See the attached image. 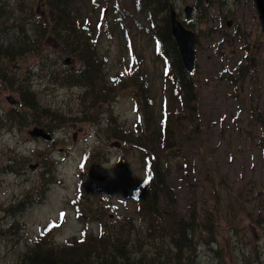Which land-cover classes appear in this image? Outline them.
<instances>
[{"label":"rangeland","instance_id":"obj_1","mask_svg":"<svg viewBox=\"0 0 264 264\" xmlns=\"http://www.w3.org/2000/svg\"><path fill=\"white\" fill-rule=\"evenodd\" d=\"M71 3L75 8L73 14H76L80 20H85L91 26L94 38L109 42L107 48H102L108 51L107 61L110 72H116L121 65H124L122 61L125 64L133 61V56L127 54L126 44H130L134 55L139 59L140 71L146 77L147 97L151 100L154 115L152 117L148 113L147 123L141 125V127L145 128L152 136H156L159 130L157 120L162 112L163 103L170 101V94L169 84L163 78L164 60L156 55V42L149 32L147 19L143 14L135 11L134 0H71ZM259 7L264 8V0L260 1ZM249 10L257 28L264 31V14L256 13L252 9ZM68 22L70 25L69 15ZM120 23L124 24V29H128L127 36L121 32ZM25 25L28 30H32V22L28 21ZM220 27H224L220 22L202 20L197 30H193L191 27L189 29L196 31L200 37L205 28ZM225 28L227 31L228 28L226 26ZM75 29L80 30V24ZM6 34L13 40L16 39L15 36H11L9 33ZM6 34L0 32V38ZM221 34L223 35V33ZM17 37H21L19 27ZM57 37L63 41L61 35ZM258 38L261 39L262 36L259 34H255V36L248 34L247 36V40L252 39L250 42H253L252 57L255 60V65L260 63L259 59L261 57L264 58V36L261 40ZM235 39L238 47H242L240 32L235 35ZM209 41L210 35L206 38H200V42L195 48V61L199 68L198 79L202 86H204V81H209L210 92L206 91L203 98H201L200 92L196 103V111L199 113L198 132H190L189 126L180 128L177 124L172 125V131L181 137L183 147L180 155L170 156L168 180L173 183L176 191L179 192L178 200L180 208L183 209L184 204L180 199L189 191L183 181L185 169L181 166L185 164L194 167L197 179L196 189L202 198L205 197L207 188L212 190V186L208 184L206 179L205 168H207V172L216 170V178L221 176L225 178L224 187L218 192L219 201L217 203L220 207L218 224L224 227L221 235L234 232V229L229 226L235 224L239 228L246 227V230L251 231L254 237H258V228L254 224L255 217L252 215L257 213L253 210L254 200L248 194L247 182L253 180L256 186H259L262 180L264 181V153L255 144L264 133L257 124L250 122V112L253 107L261 106V109H264V63L261 65L262 75L258 100H253L252 103L246 102V94L244 93L248 92L246 89H242L243 92L240 95L233 97L231 95L233 91H229L224 86H219L217 82L211 79L217 70L224 68L225 63L214 58L215 51L209 50ZM16 56L24 61L26 65L34 63L35 68L39 65L35 52L27 48L22 41L19 43ZM61 66L55 62L52 68H43L46 79L40 77L34 79L35 83L33 85L35 86L33 88L37 91V98L40 103L47 104V111L51 114L53 113L50 109L53 105L54 107H61L70 97L74 96L70 89H58L53 85V82L48 81L47 74L53 69L58 70ZM209 69L212 70L211 75ZM200 73L204 77L200 76ZM62 74H64V71ZM44 87L53 88L55 91H46ZM251 94L256 97L255 93L251 92ZM136 97L138 101L142 100L140 94H137ZM139 106L133 95V90L127 89L123 90L116 98L112 109L118 119L124 122L125 126H133L138 123V114H143L142 110L138 111ZM59 109L67 110V107ZM164 112L166 116L176 118V112L171 108L166 107ZM69 115L77 116L74 111H71ZM80 126L76 124L70 130V135L74 130L79 131V135L74 141L66 135V139L72 143L69 144V151H59L65 145H59L58 150L53 151L54 157L59 162L55 173L59 182L51 184L49 188V180L46 178L40 179L38 174L39 170H43L48 144L32 139L16 144L14 138H7L2 143L6 147V164L10 155L17 154L18 156H25L23 160L25 167L16 174H10L12 166H16V163L12 160L11 167L6 166V173L0 179L2 180L0 203L7 205L10 201L17 200L23 191L39 189V186L44 187V194L40 195L41 203L28 205L24 207L22 213H16L15 218L20 222V224L14 226V228H17V235L13 237L6 236L2 246H0V264H14L15 255L24 252V240L34 238L40 233L44 225L53 220L56 221L60 213L75 219V215L65 200L68 196L73 195L78 166L81 167L86 164L85 161H79L82 153L90 151L96 142L101 141L99 129L95 122L83 125L82 130H79ZM52 128L55 132L58 130L55 126ZM26 133L27 130H24V134ZM252 135L255 136L253 140L251 139ZM111 146L112 143H110L109 148L114 155L110 157V161L106 166L100 161H89L88 168L92 175L98 176L94 178L95 186L101 189L105 198L109 199L121 211L123 209H133L127 194L144 175L140 152L130 146H122L119 149H114ZM37 148H40V151H36ZM121 156L123 157V164H120ZM241 199L244 201L245 211L238 209L237 201ZM122 215L127 214L112 215V217L119 218ZM112 217H110V221ZM176 217V215L169 214L164 216V221L166 224H171ZM0 218H4L6 223L11 222V217H6L2 212H0ZM144 218L143 225L150 220L147 216H144ZM111 224L114 225L112 222ZM80 228L81 225L73 230V223L69 222L67 226V232L69 233L66 238L78 234ZM93 228L96 229V226H93ZM66 238L61 239V241ZM201 258L206 260L209 257L203 253Z\"/></svg>","mask_w":264,"mask_h":264},{"label":"trees","instance_id":"obj_2","mask_svg":"<svg viewBox=\"0 0 264 264\" xmlns=\"http://www.w3.org/2000/svg\"><path fill=\"white\" fill-rule=\"evenodd\" d=\"M45 7L49 8L50 17L53 19V35L59 40L62 36L61 43L64 47L60 53L70 54L83 63V66L75 71V75L87 81H95V86L88 89L86 94L87 108L91 111L101 112L104 108H108L112 113L111 105L115 98L127 89L133 90V95L138 103L139 110L143 114H138L139 120L133 126H125L123 121H119L116 116L112 119V126L106 130H102L106 140L115 139L122 146H130L136 148L142 158V167L144 170L143 178L137 182L127 194L128 200L133 205V209H123L122 211L112 213L114 216L122 215L119 218H111L109 211L111 205L106 202L100 191L84 187L83 197L73 207L76 218L84 225L91 223L93 219H98L97 223L101 225L102 235L99 241L88 242L84 235H75L68 239L66 245L61 248H50L46 243V226L40 233L32 239H25L23 248L25 252L16 254L14 264H199L196 247L192 242V234L186 235L185 228H180L179 224L185 221H177V217L173 225H168L164 221V216L169 214L176 215L177 207L172 200V187L169 185L168 174L170 172L169 159L172 155H180L183 147L181 137L172 131V125L177 124L180 128L190 127V132H198L199 128V113L196 111V97L198 87L195 86L197 77L196 69L192 73L186 71V67L182 62L177 45L168 26L169 6L167 0H138L141 7L138 10L145 11L150 20L152 33L158 41V50L163 57L169 61V74L171 76L172 90L174 92L173 102L166 107L171 108L176 112V118L166 116L162 110L159 118V130L156 136H152L141 125L147 123V115L151 114V100L147 97V80L145 75L140 71L139 59L134 53L133 61L122 65L116 72H110L108 77L104 70V65H96L91 59L92 48L84 41V37L76 34L75 27L71 24L73 18L74 7L71 0H42ZM20 7L23 6L21 1ZM149 11V12H147ZM8 4L4 0H0V18L9 13ZM68 15L70 25L68 22ZM9 15H6V19ZM6 19L1 21L5 22ZM38 25L33 24L32 30L35 32ZM57 35V36H56ZM208 35V34H207ZM32 38V36H31ZM25 36L23 40H25ZM92 39V37H89ZM31 42L29 45H32ZM87 66V70L85 67ZM95 68L98 70V78H93L91 75ZM64 69V67H63ZM106 88V90H105ZM137 94L142 96V100L138 101ZM22 99L14 108L10 121L15 122V126L19 130L29 127L33 123L24 124L28 115V109L31 112L37 110L33 117L37 120V125L46 128L48 125L59 127L60 117H50L47 108L38 109L36 106V94L30 87L26 88L21 94ZM83 95V92H82ZM103 104V106H100ZM27 110L23 112V110ZM257 111V119L259 120L264 133V109L256 107L252 110ZM29 117H32L30 114ZM36 124V123H35ZM51 130V129H47ZM250 132V131H249ZM264 136V135H263ZM22 142H25L22 140ZM27 142V141H26ZM46 145L48 140L43 141ZM259 147L264 152V137L259 142ZM36 151H40L37 148ZM47 151V149H46ZM5 168L11 167V161L14 160L16 166H12L10 174H16L23 169L25 165L23 160L25 156L12 154L9 156L6 164V147L4 150ZM96 155V156H95ZM106 158L104 153H94L93 161H103ZM185 169L183 177H195V169L192 165L181 166ZM49 171V163L44 159L43 169ZM205 168L206 174L208 173ZM40 179L49 177L39 170ZM2 178V177H1ZM0 178V179H1ZM196 178V177H195ZM147 181V182H145ZM2 180H0V185ZM44 187L39 186V189H29L23 191L20 197L15 201H10L7 205L0 203V212L5 216L11 217V222L6 223L4 218H0V246L4 242L6 236L13 237L17 235L15 224L20 222L15 218L16 213L23 211L22 204L31 205L34 200L32 198L43 195ZM33 195V196H32ZM93 196L95 203H91L88 197ZM19 207V210H17ZM208 210L203 213L202 223L198 219L192 221V224L199 230H207L213 232L217 229L216 223L214 227L210 225V221H206L211 215L217 214V205H211ZM144 216L150 218L145 225ZM99 217V218H96ZM263 226H264V218ZM4 221V223H3ZM174 221V220H173ZM111 222L114 224L112 225ZM127 222V223H125ZM124 223V224H123ZM176 226V227H175ZM219 226V224H218ZM170 227H175L174 232L170 231ZM190 231L193 226L187 223ZM182 233V236H181ZM171 236V241L177 248V251H172L166 244L167 236ZM161 243V246L152 248L154 250L161 249L156 256L147 257L144 250L145 243ZM185 248L188 249L186 253ZM8 250V248H7ZM17 252V251H16ZM193 256V257H192Z\"/></svg>","mask_w":264,"mask_h":264},{"label":"flooded vegetation","instance_id":"obj_3","mask_svg":"<svg viewBox=\"0 0 264 264\" xmlns=\"http://www.w3.org/2000/svg\"><path fill=\"white\" fill-rule=\"evenodd\" d=\"M16 19L21 20L24 23H27L29 21V17L25 12H20L16 15ZM249 17H244V19L241 20V25L243 27H246L248 25ZM253 28L255 29V24L253 22L251 23ZM228 30L225 32L224 35H222L220 42L217 43L216 48L222 47L223 50L219 49V53L225 54V59L229 63V67L233 68L235 65L240 64L245 59H250V56H243L240 57L236 53L238 52V45L236 44V41L230 36V29L232 27V21L226 22L225 25ZM224 28V27H223ZM222 28V30H223ZM250 28V24H249ZM25 33L20 38H16L13 40L10 38L7 34L0 38V117L6 114L7 110L4 107V105L1 103L2 98L4 97L3 90L6 89V79L8 73H10V70L8 68L7 58L9 57L12 61L13 67L11 71L15 72V76L18 75L20 72L22 62L17 58V51L20 41H22L24 44H27L30 42L28 39V36L30 35V31L28 28L25 29ZM13 32H10V35ZM25 36V40H23V37ZM32 41V40H31ZM7 44V47H4V45ZM243 47L247 46V40H244V43L242 45ZM47 57L53 58L54 51L53 50H45ZM230 52V53H229ZM229 53V54H226ZM36 69V70H35ZM38 73V66L35 68L34 63L30 64L27 69L24 71L25 76H32L33 74ZM17 91H20L19 88H17ZM3 131L0 129V141L3 139Z\"/></svg>","mask_w":264,"mask_h":264},{"label":"water","instance_id":"obj_4","mask_svg":"<svg viewBox=\"0 0 264 264\" xmlns=\"http://www.w3.org/2000/svg\"><path fill=\"white\" fill-rule=\"evenodd\" d=\"M173 36L177 43L184 66L189 68L194 61V44L197 36L190 31L181 28L177 23H173Z\"/></svg>","mask_w":264,"mask_h":264},{"label":"snow or ice","instance_id":"obj_5","mask_svg":"<svg viewBox=\"0 0 264 264\" xmlns=\"http://www.w3.org/2000/svg\"><path fill=\"white\" fill-rule=\"evenodd\" d=\"M145 182H147V181H145ZM63 215V214H62Z\"/></svg>","mask_w":264,"mask_h":264}]
</instances>
